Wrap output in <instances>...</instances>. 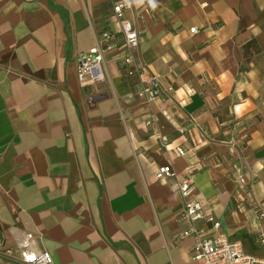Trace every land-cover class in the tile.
<instances>
[{"label":"crops","instance_id":"1","mask_svg":"<svg viewBox=\"0 0 264 264\" xmlns=\"http://www.w3.org/2000/svg\"><path fill=\"white\" fill-rule=\"evenodd\" d=\"M121 18L149 70L106 51L104 78L80 80L78 55L105 29L119 38ZM251 38L258 50L245 59ZM151 72L164 91L148 99ZM165 163L190 177L217 227L180 215L174 176H155ZM255 197L264 0H0V264H28L18 251L28 231L53 264H203L195 235H181L193 225L264 256Z\"/></svg>","mask_w":264,"mask_h":264},{"label":"built area","instance_id":"2","mask_svg":"<svg viewBox=\"0 0 264 264\" xmlns=\"http://www.w3.org/2000/svg\"><path fill=\"white\" fill-rule=\"evenodd\" d=\"M126 3L116 1L113 4V11L117 16L122 15L123 7ZM121 35L118 38L115 32L103 30L101 38L88 51L82 52L77 58V76L80 80L90 78L92 80H101L104 78L102 71V62L106 51H112L113 55L119 56V61L123 65L129 66L128 71H138L143 73L148 71V67L142 61H138L135 55V48L140 41V33L133 23L121 18L120 20ZM196 27H190V31H195ZM164 87L161 85L156 73H149L147 85L143 87L141 93L148 99H153L163 93ZM93 95H88L89 102L92 101ZM149 121V120H148ZM179 152H183L178 147ZM240 175V173H239ZM156 178L167 179L174 176V183L183 197L180 215L196 221L204 219L212 221V225L217 227L218 220H213L212 216L204 211L200 202L192 196L194 188L193 181L186 174H177L169 163L160 164L155 171ZM255 213L259 218L264 219V198L255 197L252 201ZM202 228L193 225L184 229L181 235L194 234L193 254L201 258L203 264H264V256L255 255L247 251L241 240L230 239L223 232L213 235H202ZM34 234L26 232L19 242L18 251L21 261L28 264H53V257L49 250H36L31 247V240ZM258 238L264 243V229L258 233Z\"/></svg>","mask_w":264,"mask_h":264},{"label":"trees","instance_id":"3","mask_svg":"<svg viewBox=\"0 0 264 264\" xmlns=\"http://www.w3.org/2000/svg\"><path fill=\"white\" fill-rule=\"evenodd\" d=\"M242 49H243L242 51H243L244 58L247 59L251 51L258 50V46L255 40L251 38L242 44Z\"/></svg>","mask_w":264,"mask_h":264}]
</instances>
